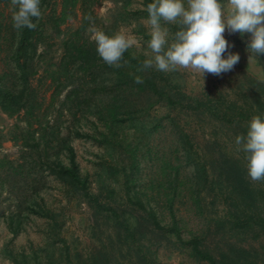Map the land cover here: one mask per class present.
<instances>
[{"label": "trees", "instance_id": "16d2710c", "mask_svg": "<svg viewBox=\"0 0 264 264\" xmlns=\"http://www.w3.org/2000/svg\"><path fill=\"white\" fill-rule=\"evenodd\" d=\"M101 1L41 0L35 29L17 30L13 7L0 10V112L17 119L2 139L19 146L16 158L0 157V215L13 237L33 216L46 222L42 244L6 245L5 257L14 264H162L166 253L179 254L177 264H264V181L248 176L235 144L253 115L264 113V78L243 70L230 92L194 94L178 71L143 69L148 53L134 46L119 67L109 66L90 29L112 34L120 23L135 24L148 43L142 19L151 0H112L120 6L106 16L97 12ZM78 12L80 26L64 34ZM60 37L54 62L48 54ZM253 57L264 72V55ZM47 82L49 100L41 93ZM76 139L103 150L95 175L82 171ZM51 180L91 210L85 252L62 235V214L43 194Z\"/></svg>", "mask_w": 264, "mask_h": 264}, {"label": "clouds", "instance_id": "9594fccd", "mask_svg": "<svg viewBox=\"0 0 264 264\" xmlns=\"http://www.w3.org/2000/svg\"><path fill=\"white\" fill-rule=\"evenodd\" d=\"M12 21L17 30L35 29L42 15L41 0H11ZM148 12L150 40L143 69L174 72L193 69L202 78L221 75L239 62V54L224 32L248 33L246 50L250 56L264 55V0H151ZM88 19H91L90 17ZM168 25H175L172 32ZM91 40L97 55L109 66L119 67L132 40L123 32L108 34L93 26ZM140 83V78H136ZM244 153L247 174L253 181H264V113L253 115L244 133L235 136Z\"/></svg>", "mask_w": 264, "mask_h": 264}, {"label": "rangeland", "instance_id": "374dc122", "mask_svg": "<svg viewBox=\"0 0 264 264\" xmlns=\"http://www.w3.org/2000/svg\"><path fill=\"white\" fill-rule=\"evenodd\" d=\"M139 3L134 2V6H138ZM120 4L117 5L112 0H102L97 7V12L100 16H106L112 10L119 8ZM12 3L4 7L2 4L0 10H4L8 13L12 9ZM143 23L149 30V25L147 20L142 19ZM81 24V12H78L77 16L67 20L62 25L63 33H68L77 29ZM135 24L125 25L120 23L118 31L123 32L132 40V46L136 47L140 51H144L151 54V50L148 48V43H145L140 35L134 30ZM226 39L232 45L231 51L237 52L239 54V62L234 66V68L225 72L219 76L207 73L203 76L197 73L193 69H179L177 70L180 75H182L185 83L186 90L194 94H206L215 93L217 90H223L225 92H230L231 87L234 86V82L238 77L239 73L243 70H247L252 75L258 78H264V72L260 66H258L253 56H250L249 52L246 50V42L250 39V34L245 33L241 35L240 33H229L227 29L224 32ZM62 37V35H61ZM60 38L52 40V48L48 57L55 56L54 62L58 60L60 53ZM241 41V42H239ZM0 60V66H2ZM37 76L33 83H38ZM48 82L41 86V93L50 99L51 91L48 89ZM66 124L72 122L71 118H65ZM16 117H9L0 112V124L5 128L3 133H0V157L7 155L10 158H16L19 154V146L11 140H3L2 136L5 134L6 130L16 122ZM201 134H205L200 132ZM208 135V131H206ZM160 142V140H159ZM161 142L165 143L164 137L161 138ZM74 145L77 150L78 161L81 165L82 171L84 173L90 172L95 175L97 172L96 162L99 160V154L103 153L101 147L92 141H86L82 139L74 140ZM145 172H149L147 168ZM49 188L45 195L50 207L62 214L64 219V226L62 230V235L66 238L67 242L72 246L73 249L85 252L92 244V239L90 237L91 233V210L86 202H79V200L70 198L64 194L61 190V185L56 180L49 181ZM46 228V222L44 218H39L33 216L31 220L26 225L24 231H22L18 236L13 237L7 228V224L4 221L2 215H0V264H14L10 259L5 257L2 252L4 246L8 245L15 249L28 246L30 243L36 245L42 244L43 233L42 230ZM166 253L162 254V264H177L181 261L179 254H175L173 257H167Z\"/></svg>", "mask_w": 264, "mask_h": 264}]
</instances>
